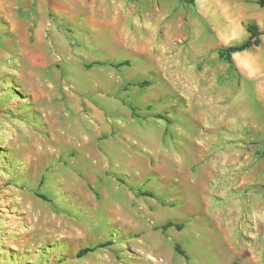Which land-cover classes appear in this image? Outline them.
I'll return each mask as SVG.
<instances>
[{"label":"rangeland","instance_id":"obj_1","mask_svg":"<svg viewBox=\"0 0 264 264\" xmlns=\"http://www.w3.org/2000/svg\"><path fill=\"white\" fill-rule=\"evenodd\" d=\"M175 1L172 49L152 41L157 0H0V264H264V98L218 56L247 32L219 42ZM248 23L264 30L256 2ZM246 51L264 81V41ZM176 54L206 96L156 93Z\"/></svg>","mask_w":264,"mask_h":264},{"label":"crops","instance_id":"obj_2","mask_svg":"<svg viewBox=\"0 0 264 264\" xmlns=\"http://www.w3.org/2000/svg\"><path fill=\"white\" fill-rule=\"evenodd\" d=\"M157 1L159 2V6H156L154 7V9H151V14L153 15V18H156L158 22L153 24L150 29L152 34V41L154 43V41H156L157 39L158 32H161L159 37L160 43H162L167 48L174 49L173 47L177 46V42L181 40L180 27L182 21L173 20V19H170V21H168V17L170 16L172 9L170 10V12H166V11L163 12L162 10L163 7L167 6L166 0H157ZM193 1L194 3L192 5H189L182 3L180 0H176L175 4H173L171 8L175 7L177 3L178 5H184L190 7L192 9V12L196 16H198L199 18L201 17L205 21H209L210 30L215 33L219 42L220 40H223V38H225L227 35H229V33L237 31L238 29H242V28L245 29L243 23L245 24V22L248 21L249 11L251 9V6L253 3L256 2V0H221V1L193 0ZM163 21L165 23H162ZM222 47H228V46L222 45ZM246 53H248V51L235 53L232 55V58L235 61L236 55L238 54L244 55ZM181 58L176 54L175 56L167 58L165 61L162 60L160 70L158 72V75H160L157 78L158 82H153L152 87L159 89L156 91L158 95L166 94L164 93L165 91L161 89V87L171 88L175 90L180 89L182 93L190 90L188 93H190L191 95L194 92L195 94L201 96L205 95L209 88L208 80L202 74L200 75L195 73V71H192L191 67L187 62L185 63L188 66L185 67L184 61L180 60ZM235 64L239 68V73L243 79H249V78L254 79L253 77L256 78L254 79L255 80L254 92L264 98V81H256L260 75L259 72L257 73V75H254L248 67H245L241 64L246 73L244 74L239 63L235 61ZM243 98H244L243 100L244 103H246L247 95L244 94ZM222 99L223 97L219 96L216 101L220 102V100ZM240 100H242V98ZM157 124L159 126L162 125L160 122H158ZM256 129L264 130V126L260 128L257 127ZM161 136L162 135H158V136L150 135L149 139L152 140L153 142L158 143L159 141H161ZM135 142L136 141L134 140V143ZM235 156L236 155L234 156L228 155L227 160L230 161L231 165H235L234 168H236L235 169L236 171H240L243 168V166H238L237 163H235L236 162ZM174 172H176V170ZM260 207L262 209L259 215V220L260 223L264 224V199L262 200Z\"/></svg>","mask_w":264,"mask_h":264},{"label":"trees","instance_id":"obj_3","mask_svg":"<svg viewBox=\"0 0 264 264\" xmlns=\"http://www.w3.org/2000/svg\"><path fill=\"white\" fill-rule=\"evenodd\" d=\"M182 3L185 4H189L192 5L194 3L193 0H180ZM256 4L259 7H264V0H256ZM245 30L248 34L247 38L242 41L239 44H235V45H230L228 47H222L218 50V56L220 59H222L224 62H226L231 68L234 67V60L232 58V55L235 53H240L246 50H250L253 48H258L261 46L262 42L264 41V30L261 31L259 29V27L255 24V23H248L245 25ZM261 36H263V40L261 39ZM130 63L129 61H121V62H113V61H103V62H96L93 65H98V66H109V67H113V68H121L124 66H128ZM140 87H144L146 85H148V82L144 81L138 84ZM132 109V108H131ZM133 112V110H132ZM134 115V112H133ZM156 118L159 119H164V117L161 114H157L155 115ZM138 193L141 196H147V197H153V194L150 192H146V191H142V190H138ZM38 197H40L41 199L47 200L45 198V196L41 195V194H37ZM170 227H174L177 230H180L182 225L181 224H175L172 222H166L165 224H163L160 229L162 231H166L167 229H169ZM110 245V242H105V243H100V244H96L93 246H89V247H85L82 248L80 250L77 251L76 253V257H82L88 253H92L97 249L100 248H104L106 246ZM174 249L176 251V253H178L179 255L183 256L184 259L187 261L188 257L185 254V252L181 249L180 245L175 244Z\"/></svg>","mask_w":264,"mask_h":264},{"label":"bare ground","instance_id":"obj_4","mask_svg":"<svg viewBox=\"0 0 264 264\" xmlns=\"http://www.w3.org/2000/svg\"><path fill=\"white\" fill-rule=\"evenodd\" d=\"M237 60H240V64H242L243 66H245V67H248L249 69H250V71H252V73L254 74V75H257V73H258V71L259 70H257V69H255L254 67H253V64L252 63H254V61H255V59L254 58H252L251 59V57H250V59H247V61H245L244 59V61H242L241 59H242V55H238L237 57ZM246 58V57H245ZM252 78V77H251ZM253 78H255V77H253Z\"/></svg>","mask_w":264,"mask_h":264}]
</instances>
